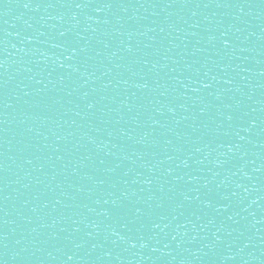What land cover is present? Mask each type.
<instances>
[{"label":"water","instance_id":"obj_1","mask_svg":"<svg viewBox=\"0 0 264 264\" xmlns=\"http://www.w3.org/2000/svg\"><path fill=\"white\" fill-rule=\"evenodd\" d=\"M0 264H264V0H0Z\"/></svg>","mask_w":264,"mask_h":264},{"label":"snow or ice","instance_id":"obj_2","mask_svg":"<svg viewBox=\"0 0 264 264\" xmlns=\"http://www.w3.org/2000/svg\"><path fill=\"white\" fill-rule=\"evenodd\" d=\"M27 6H28V5H27V4H25V7H27ZM79 6H80V5L78 4V5H77V7H79Z\"/></svg>","mask_w":264,"mask_h":264}]
</instances>
